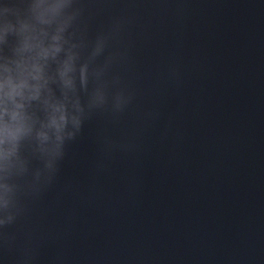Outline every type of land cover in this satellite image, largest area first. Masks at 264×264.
<instances>
[{"label":"clouds","instance_id":"clouds-1","mask_svg":"<svg viewBox=\"0 0 264 264\" xmlns=\"http://www.w3.org/2000/svg\"><path fill=\"white\" fill-rule=\"evenodd\" d=\"M84 12L83 0H0V228L22 212L21 179L38 192L86 120L131 103L120 76L108 78L127 57L109 51L121 23L89 39Z\"/></svg>","mask_w":264,"mask_h":264}]
</instances>
